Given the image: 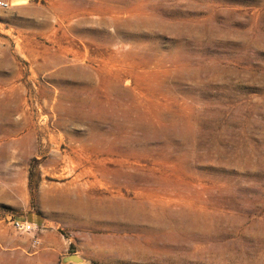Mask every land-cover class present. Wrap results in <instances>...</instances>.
I'll return each instance as SVG.
<instances>
[{"label": "rangeland", "instance_id": "obj_1", "mask_svg": "<svg viewBox=\"0 0 264 264\" xmlns=\"http://www.w3.org/2000/svg\"><path fill=\"white\" fill-rule=\"evenodd\" d=\"M6 1L0 264H264V0Z\"/></svg>", "mask_w": 264, "mask_h": 264}, {"label": "crops", "instance_id": "obj_2", "mask_svg": "<svg viewBox=\"0 0 264 264\" xmlns=\"http://www.w3.org/2000/svg\"><path fill=\"white\" fill-rule=\"evenodd\" d=\"M31 222L35 226H44L45 229L42 230V233L38 234L40 239V244L37 246L33 245V240L31 242L30 237L25 238L24 240H15L13 241L14 247H63L61 240L59 239L56 230L49 227L50 220L43 218L42 216L34 217L31 219Z\"/></svg>", "mask_w": 264, "mask_h": 264}, {"label": "built area", "instance_id": "obj_3", "mask_svg": "<svg viewBox=\"0 0 264 264\" xmlns=\"http://www.w3.org/2000/svg\"><path fill=\"white\" fill-rule=\"evenodd\" d=\"M8 6V2L6 0H0V8ZM13 226L16 230L23 233H34L39 230L38 226H35L32 222L27 219L24 220H13ZM33 245L37 246L40 244V239L37 236L33 238Z\"/></svg>", "mask_w": 264, "mask_h": 264}, {"label": "water", "instance_id": "obj_4", "mask_svg": "<svg viewBox=\"0 0 264 264\" xmlns=\"http://www.w3.org/2000/svg\"><path fill=\"white\" fill-rule=\"evenodd\" d=\"M70 261L76 262V263H81V262H83V258L77 254H70V255H67L66 257L63 258L64 263L70 262Z\"/></svg>", "mask_w": 264, "mask_h": 264}, {"label": "trees", "instance_id": "obj_5", "mask_svg": "<svg viewBox=\"0 0 264 264\" xmlns=\"http://www.w3.org/2000/svg\"><path fill=\"white\" fill-rule=\"evenodd\" d=\"M95 264H98V263H95Z\"/></svg>", "mask_w": 264, "mask_h": 264}, {"label": "bare ground", "instance_id": "obj_6", "mask_svg": "<svg viewBox=\"0 0 264 264\" xmlns=\"http://www.w3.org/2000/svg\"><path fill=\"white\" fill-rule=\"evenodd\" d=\"M19 2V1H18Z\"/></svg>", "mask_w": 264, "mask_h": 264}]
</instances>
